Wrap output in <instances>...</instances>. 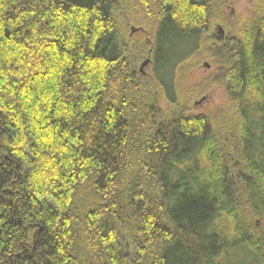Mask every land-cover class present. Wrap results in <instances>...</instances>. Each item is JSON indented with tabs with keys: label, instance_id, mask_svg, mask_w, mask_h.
<instances>
[{
	"label": "trees",
	"instance_id": "obj_1",
	"mask_svg": "<svg viewBox=\"0 0 264 264\" xmlns=\"http://www.w3.org/2000/svg\"><path fill=\"white\" fill-rule=\"evenodd\" d=\"M137 1L0 0V264H264V5L220 119L178 85L228 0Z\"/></svg>",
	"mask_w": 264,
	"mask_h": 264
},
{
	"label": "rangeland",
	"instance_id": "obj_2",
	"mask_svg": "<svg viewBox=\"0 0 264 264\" xmlns=\"http://www.w3.org/2000/svg\"><path fill=\"white\" fill-rule=\"evenodd\" d=\"M135 4L140 7L141 1L138 0ZM263 5L264 0H228L220 9L223 20L210 22L208 30L202 37L201 49L193 56L178 85L180 95L189 97L192 95V90L194 91L192 84L200 83L207 76H213L214 82L211 83L207 92L201 96L196 95L192 99L194 114H208L222 119L234 110L225 86L218 81L220 74L217 73V67L209 56L210 47L222 43L217 41V36H220L219 29L222 30V37L229 34L234 35L242 24L251 21L261 11ZM134 14L137 18H141L144 17L145 11L141 6ZM128 30L132 36H145L150 32L147 28L138 25H129ZM141 64H139L140 69L149 75L150 65L142 67Z\"/></svg>",
	"mask_w": 264,
	"mask_h": 264
},
{
	"label": "water",
	"instance_id": "obj_3",
	"mask_svg": "<svg viewBox=\"0 0 264 264\" xmlns=\"http://www.w3.org/2000/svg\"><path fill=\"white\" fill-rule=\"evenodd\" d=\"M219 33H220V36H219V37L222 38V34H223V33H222V30H221V29H219ZM149 63H150V59L147 58V59H145V60L142 62L141 65H142V67H143V66L148 65Z\"/></svg>",
	"mask_w": 264,
	"mask_h": 264
},
{
	"label": "flooded vegetation",
	"instance_id": "obj_4",
	"mask_svg": "<svg viewBox=\"0 0 264 264\" xmlns=\"http://www.w3.org/2000/svg\"><path fill=\"white\" fill-rule=\"evenodd\" d=\"M225 38H226L225 36L222 37V38H220L219 36H217V41H219V42H223Z\"/></svg>",
	"mask_w": 264,
	"mask_h": 264
}]
</instances>
